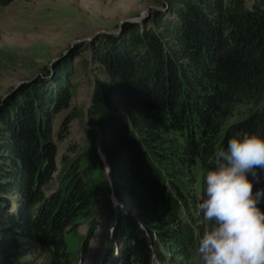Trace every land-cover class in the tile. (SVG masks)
<instances>
[{"label":"trees","instance_id":"16d2710c","mask_svg":"<svg viewBox=\"0 0 264 264\" xmlns=\"http://www.w3.org/2000/svg\"><path fill=\"white\" fill-rule=\"evenodd\" d=\"M13 1L0 0V8ZM172 15L163 34L155 16L150 25L126 24L119 37L93 49L107 86L96 81L89 116L103 115L99 149L113 191L137 213L117 212L111 237L122 264H150L141 226L163 263V253L172 252L168 264H196L192 255L203 228L192 224L203 173L230 136H264V0L251 8L245 0H178ZM65 73L67 66L57 67L50 80L25 85L0 107L3 264L28 250L46 253L51 264H77L66 235L84 222L94 230L100 205L110 209L107 216L112 212L96 152L85 164L70 160L51 187L56 148L50 123L71 102ZM238 106H249L248 116L223 130ZM71 119L68 113L58 137ZM253 182L264 188V172ZM115 249L111 243L104 263Z\"/></svg>","mask_w":264,"mask_h":264},{"label":"rangeland","instance_id":"374dc122","mask_svg":"<svg viewBox=\"0 0 264 264\" xmlns=\"http://www.w3.org/2000/svg\"><path fill=\"white\" fill-rule=\"evenodd\" d=\"M254 1L245 0V4L251 8ZM175 5L178 7V0H15L0 8V107L25 85L37 80L48 81L57 67L67 66L68 73L64 77H67L66 84L71 93L70 109L56 114L50 123L51 142L56 148V171L52 175L51 187L56 186L64 166L72 159L81 158L85 164L96 152L103 163L105 186L110 189L105 198L110 200L112 212L107 216L106 211L110 209L100 205L94 230L91 231L84 222L76 234L66 235L67 247L74 258H79L77 264H122L114 253L108 255L109 260L104 263L111 243L117 247V252L120 248L111 237L117 212L122 210L125 215L137 217L129 201L122 198V204L115 195L106 160L99 149L103 115L89 116L96 81L101 82L102 87L107 86L106 76L93 60V49L108 36L119 37L126 24L150 25L155 16L160 17L157 31L163 34V26L173 19ZM248 107L238 106L227 118L223 130L246 118ZM68 113L72 114V119L60 138L56 134ZM196 214L199 218L192 225L201 226L204 232L207 225L198 206ZM141 229L150 248V264H168L172 252L163 253L165 258L168 256L163 263L150 244L149 234L143 226ZM84 243L86 247L82 253ZM192 258L199 264L196 254ZM128 262L139 264L138 260ZM0 264H3L1 258ZM10 264L51 263L46 253L28 250L17 253V259Z\"/></svg>","mask_w":264,"mask_h":264},{"label":"clouds","instance_id":"9594fccd","mask_svg":"<svg viewBox=\"0 0 264 264\" xmlns=\"http://www.w3.org/2000/svg\"><path fill=\"white\" fill-rule=\"evenodd\" d=\"M203 173L198 210L207 225L196 245L199 264H264V136L237 133ZM251 177V178H250Z\"/></svg>","mask_w":264,"mask_h":264},{"label":"bare ground","instance_id":"6f19581e","mask_svg":"<svg viewBox=\"0 0 264 264\" xmlns=\"http://www.w3.org/2000/svg\"><path fill=\"white\" fill-rule=\"evenodd\" d=\"M117 251V249L115 250V252Z\"/></svg>","mask_w":264,"mask_h":264}]
</instances>
